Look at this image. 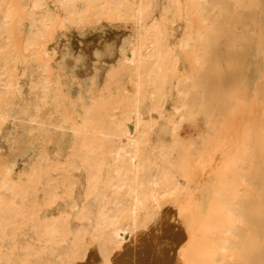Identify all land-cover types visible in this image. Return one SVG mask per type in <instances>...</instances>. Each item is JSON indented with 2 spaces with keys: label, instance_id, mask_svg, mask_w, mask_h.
I'll list each match as a JSON object with an SVG mask.
<instances>
[{
  "label": "bare ground",
  "instance_id": "bare-ground-1",
  "mask_svg": "<svg viewBox=\"0 0 264 264\" xmlns=\"http://www.w3.org/2000/svg\"><path fill=\"white\" fill-rule=\"evenodd\" d=\"M0 264H264V0H0Z\"/></svg>",
  "mask_w": 264,
  "mask_h": 264
}]
</instances>
